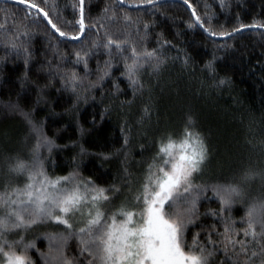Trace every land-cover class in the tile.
<instances>
[{"label": "snow or ice", "instance_id": "6c2138e0", "mask_svg": "<svg viewBox=\"0 0 264 264\" xmlns=\"http://www.w3.org/2000/svg\"><path fill=\"white\" fill-rule=\"evenodd\" d=\"M11 2L13 7L0 8V50L4 53L0 63L15 57L22 59L27 70L35 58L37 25L43 24L52 59L46 57L41 70L48 73L50 82L58 80L77 103H86L88 93L112 77L113 68L119 66L132 90V100L123 102L130 106L144 93L143 76L158 75L167 63L164 49L169 41L159 35L156 46H148L151 24L141 12L151 11L154 16L167 6L164 0H105L95 16L86 15L85 0H75L73 19L62 15L58 0ZM183 3L194 18L188 27H199L209 37L228 38L245 28L264 29V23L254 21L217 31L212 17L205 20L189 0ZM219 5L228 7L226 0H219ZM20 6L23 15L17 16L14 9ZM61 40L77 42L72 60L59 51ZM101 56L107 59H97L91 69L90 60ZM183 63L188 66L187 57ZM214 65L215 58L205 65L210 74L215 73ZM80 67L83 76L77 71ZM93 72L95 81L89 79ZM226 83L219 79L215 86ZM151 114V104L146 103L137 123L142 125ZM32 131L36 139L30 158H5L0 182V264H37L33 251L41 264H264V191L253 194L251 190L255 181L264 183V168L241 165L226 180L203 181L210 150L191 117L180 131L159 138L135 186L128 167L132 128L127 122L121 128L122 147L114 153L123 154V181L106 186L84 177L79 164L66 175H50L43 150L51 154L58 146L41 127L32 124ZM114 154L100 155L109 160ZM124 190L129 195L116 204ZM211 202L218 207L202 212L204 204ZM237 206L243 210L238 218L233 215ZM48 225L57 230L43 233L47 250L41 251L27 234Z\"/></svg>", "mask_w": 264, "mask_h": 264}, {"label": "trees", "instance_id": "16d2710c", "mask_svg": "<svg viewBox=\"0 0 264 264\" xmlns=\"http://www.w3.org/2000/svg\"><path fill=\"white\" fill-rule=\"evenodd\" d=\"M74 2L58 0L60 11L67 19L75 15L71 8ZM104 2L85 0L86 15L89 12L97 15ZM164 3L167 6L154 16L151 11L141 9V12L151 24L148 46L155 47L159 35L169 41L164 49L167 63L158 75L143 76L144 93L130 106L123 102L132 100V90L121 76L119 66L113 68L112 77L88 93L86 103L83 100L77 103L76 97L64 91L58 80L50 82L48 73L41 70L45 58L52 59L43 24L37 25L33 42L35 58L27 70L22 59L15 57L0 63V182L4 179L6 157L30 158L36 139L32 124L41 127L58 146L51 154L43 150L50 175H66L79 164L84 177L102 186L123 181V154L114 153L122 147L121 128L125 122L132 128L128 167L133 173V186L155 154L159 138L180 131L189 117L205 136L210 150L203 181L226 180L241 165L264 168V29L245 28L224 39L209 37L199 27H188L194 18L183 0H164ZM189 3L205 20L212 17V26L217 31H231L240 23H264V0H226L225 8L220 7L219 0H189ZM5 6L13 7L11 0H0V8ZM14 10L17 16L23 15V6ZM76 46L77 42L61 40L59 51L72 60ZM3 55L0 50V56ZM186 57L188 66L183 63ZM214 58L215 73L210 74L205 65ZM97 59L102 61L107 57L90 60L91 69H95ZM77 71L84 75L82 67ZM89 79L96 80L95 72ZM219 79L228 83L216 87ZM146 103L151 104V119L141 125L137 121ZM81 148L85 150L83 154ZM101 153L114 155L103 160ZM251 190L259 194L264 191V183L255 181ZM128 195L124 190L116 204ZM208 207L215 209L218 204L206 203L201 211ZM242 212L237 206L233 215L238 218ZM205 223L211 220L205 219ZM55 230V226L48 225L34 229L27 237L35 239L37 247L46 251L43 233ZM31 254L41 264L38 255L34 251Z\"/></svg>", "mask_w": 264, "mask_h": 264}, {"label": "water", "instance_id": "95a60500", "mask_svg": "<svg viewBox=\"0 0 264 264\" xmlns=\"http://www.w3.org/2000/svg\"><path fill=\"white\" fill-rule=\"evenodd\" d=\"M5 1V0H4ZM187 6V5H186ZM188 7V6H187ZM189 8V7H188ZM191 10V9H190ZM218 39H224V38H218Z\"/></svg>", "mask_w": 264, "mask_h": 264}]
</instances>
